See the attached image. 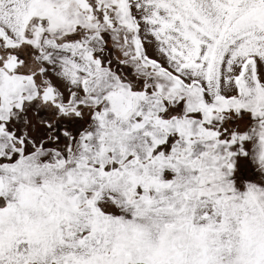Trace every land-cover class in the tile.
Returning <instances> with one entry per match:
<instances>
[{
	"label": "snow or ice",
	"instance_id": "snow-or-ice-1",
	"mask_svg": "<svg viewBox=\"0 0 264 264\" xmlns=\"http://www.w3.org/2000/svg\"><path fill=\"white\" fill-rule=\"evenodd\" d=\"M0 264H264V0H0Z\"/></svg>",
	"mask_w": 264,
	"mask_h": 264
}]
</instances>
